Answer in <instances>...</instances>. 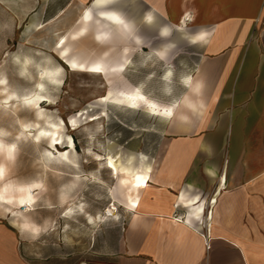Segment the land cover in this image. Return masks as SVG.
Listing matches in <instances>:
<instances>
[{
	"label": "crops",
	"instance_id": "0c3cea01",
	"mask_svg": "<svg viewBox=\"0 0 264 264\" xmlns=\"http://www.w3.org/2000/svg\"><path fill=\"white\" fill-rule=\"evenodd\" d=\"M39 1L43 24L72 13L78 30L87 8L98 18L95 0ZM129 1L124 23L93 39L105 74L145 47L144 26L159 65L183 74L110 264H264V0ZM3 232L0 264H26L1 249Z\"/></svg>",
	"mask_w": 264,
	"mask_h": 264
},
{
	"label": "rangeland",
	"instance_id": "374dc122",
	"mask_svg": "<svg viewBox=\"0 0 264 264\" xmlns=\"http://www.w3.org/2000/svg\"><path fill=\"white\" fill-rule=\"evenodd\" d=\"M43 7L38 0H0V86L13 94L8 105L0 98V140L14 147L10 158L0 150V184L40 188L27 209L0 203L8 235L1 249L13 248L26 264H110L127 210L146 184L149 158L166 128L163 114L173 110L168 93L181 84L183 68L159 65L144 26L145 47L129 50L124 66L108 75V52L94 46L93 29L68 39L70 55L85 64L71 72L56 44L77 29L76 18L69 13L43 24ZM132 7L126 0L114 9ZM113 41L127 42L117 33ZM96 61L98 74L89 70ZM40 70L49 74L39 79ZM35 92L44 96L40 109L25 100Z\"/></svg>",
	"mask_w": 264,
	"mask_h": 264
},
{
	"label": "bare ground",
	"instance_id": "6f19581e",
	"mask_svg": "<svg viewBox=\"0 0 264 264\" xmlns=\"http://www.w3.org/2000/svg\"><path fill=\"white\" fill-rule=\"evenodd\" d=\"M120 2V0H95L93 2V5L96 7V12L98 15V18L95 19L94 25L92 27V18L93 14L92 11L87 8L85 9L83 18L81 20V26L80 28L72 32L67 36L62 35L59 37V40L56 44V53L57 56L60 58L62 63L66 65L71 72L74 73H80L85 69V64L83 61L79 60L78 58L72 57L69 53V46L67 44L68 39L70 40H77L81 37L87 36L89 31L94 29L93 38L96 40H100L101 44L105 40L108 39V31L110 30L111 26H120L124 23V20L122 19L119 10H115L114 7ZM113 7V8H111ZM111 8V9H108ZM105 38V39H104ZM99 46V45H98ZM100 62L96 61L95 65L90 66L89 70L90 72L94 74L100 73ZM49 73L47 70H40L39 72V79L44 78ZM55 80V79H52ZM0 82L3 83L2 79L0 78ZM38 87H41V84L38 85ZM6 86H0V91H4L5 95L0 97L2 100L5 101V103L10 104L8 100L13 96V94L10 91H6ZM129 101L133 102L135 101V96H130ZM27 102H30L34 108L40 109V101L44 100V96L39 94L38 92H35L31 97L25 98ZM171 118V117H170ZM56 146V143H54ZM57 149V148H55ZM0 150L4 151L7 157H12L14 152L13 144L10 143H2L0 140ZM98 161H102V157L100 155H96ZM4 172L3 166L0 165V175H2ZM139 183V182H138ZM34 190H39L38 185H23V186H17L15 189H12L7 183L6 184H0V203L4 205L6 208L12 207V208H25L31 206L35 202V196L33 193ZM26 212V211H25Z\"/></svg>",
	"mask_w": 264,
	"mask_h": 264
},
{
	"label": "built area",
	"instance_id": "2783aa9c",
	"mask_svg": "<svg viewBox=\"0 0 264 264\" xmlns=\"http://www.w3.org/2000/svg\"><path fill=\"white\" fill-rule=\"evenodd\" d=\"M109 210H111V211H116V208L114 207L113 204H110V206H109ZM179 220H180V218H179Z\"/></svg>",
	"mask_w": 264,
	"mask_h": 264
}]
</instances>
